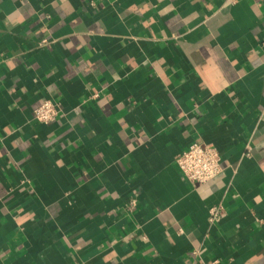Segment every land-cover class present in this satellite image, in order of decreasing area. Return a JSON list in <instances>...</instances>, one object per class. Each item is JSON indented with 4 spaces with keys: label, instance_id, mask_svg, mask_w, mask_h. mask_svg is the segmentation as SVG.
Listing matches in <instances>:
<instances>
[{
    "label": "crops",
    "instance_id": "crops-1",
    "mask_svg": "<svg viewBox=\"0 0 264 264\" xmlns=\"http://www.w3.org/2000/svg\"><path fill=\"white\" fill-rule=\"evenodd\" d=\"M0 264H264V0H0Z\"/></svg>",
    "mask_w": 264,
    "mask_h": 264
},
{
    "label": "built area",
    "instance_id": "built-area-1",
    "mask_svg": "<svg viewBox=\"0 0 264 264\" xmlns=\"http://www.w3.org/2000/svg\"><path fill=\"white\" fill-rule=\"evenodd\" d=\"M59 113V106L50 99H45L35 110L34 117L42 123L54 120ZM176 165L183 177L193 184H202L217 177L223 170L219 150L211 143L193 142L175 158ZM212 217L222 214L220 207H212Z\"/></svg>",
    "mask_w": 264,
    "mask_h": 264
}]
</instances>
